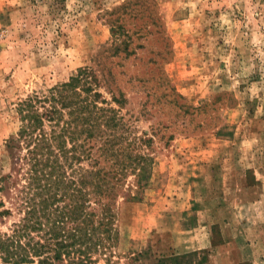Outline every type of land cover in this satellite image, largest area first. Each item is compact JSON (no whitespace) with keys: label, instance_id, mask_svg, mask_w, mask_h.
Instances as JSON below:
<instances>
[{"label":"rangeland","instance_id":"1","mask_svg":"<svg viewBox=\"0 0 264 264\" xmlns=\"http://www.w3.org/2000/svg\"><path fill=\"white\" fill-rule=\"evenodd\" d=\"M114 22L131 55H113ZM97 59L155 140L142 198L119 200L113 264L143 252L137 264H264V0H0V178L14 176L0 232L20 218L7 147L19 103Z\"/></svg>","mask_w":264,"mask_h":264},{"label":"trees","instance_id":"2","mask_svg":"<svg viewBox=\"0 0 264 264\" xmlns=\"http://www.w3.org/2000/svg\"><path fill=\"white\" fill-rule=\"evenodd\" d=\"M122 27L115 22L111 27L113 55L132 54ZM100 63L97 59L68 81L19 103L20 125L7 147L18 160L13 185L19 188L14 204L20 218L10 232H0V264L116 261L119 200L142 198L152 176L155 140L147 131L139 133L122 113L128 100L123 91L111 89ZM104 86L110 88L111 100L104 97ZM12 178H0V193L7 189L3 182ZM7 215L11 208L0 210V216ZM149 256L139 253L127 264ZM192 256L196 253L154 257L153 264H193Z\"/></svg>","mask_w":264,"mask_h":264}]
</instances>
